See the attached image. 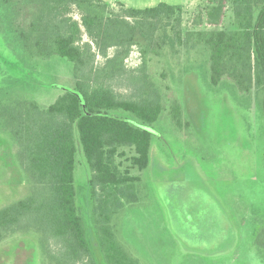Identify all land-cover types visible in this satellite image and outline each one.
Returning a JSON list of instances; mask_svg holds the SVG:
<instances>
[{"label": "trees", "instance_id": "obj_1", "mask_svg": "<svg viewBox=\"0 0 264 264\" xmlns=\"http://www.w3.org/2000/svg\"><path fill=\"white\" fill-rule=\"evenodd\" d=\"M15 23L26 47L46 59L72 64L74 89L48 106L19 99L0 112V125L18 148V161L31 183L29 194L0 209V242L20 232H36L49 264H142L122 240L127 207L143 200V173L151 168L150 129L165 110L160 88L143 71L135 97L122 98L111 82L119 56L109 50L132 47L139 38L168 48L208 53L213 85L231 82L242 95L255 93L264 112V0H204L184 26L185 8L161 3L134 9L102 0H15ZM5 0L8 21L13 8ZM4 5V4H3ZM3 13V11H2ZM1 16V14H0ZM7 24V23H5ZM148 50L144 51V65ZM129 55L125 51L121 64ZM105 60L101 67L97 59ZM143 70V69H142ZM179 125L182 108L171 106ZM90 171L88 188L100 255L92 249L86 220L77 203V155ZM264 250V226L256 235Z\"/></svg>", "mask_w": 264, "mask_h": 264}, {"label": "rangeland", "instance_id": "obj_2", "mask_svg": "<svg viewBox=\"0 0 264 264\" xmlns=\"http://www.w3.org/2000/svg\"><path fill=\"white\" fill-rule=\"evenodd\" d=\"M111 1L119 12L118 3L134 9L161 3L184 6L186 27L190 14L204 0ZM15 2L8 3L13 8L9 22L5 0H0V112L19 99L48 106L64 91L75 93L84 106L83 96L74 89L72 64L27 49L22 34L26 26L14 21ZM153 47L157 50L156 40L139 38L132 47L108 52L111 59L121 53L120 71L111 84L122 98H133L140 91L144 71L165 100V110L150 129L152 165L142 174L143 200L127 207L120 224L122 240L142 264H264V250L255 242L264 226V112L255 93L242 95L226 81L213 85L203 48H177V53L165 48L157 56ZM104 63L97 59L99 67ZM174 102L182 108L179 125L171 114ZM17 153L0 125V209L25 198L32 186ZM89 175L79 150L77 203L91 247L100 255ZM99 261L104 264L100 257ZM0 264H49L41 235L20 232L7 237L0 242Z\"/></svg>", "mask_w": 264, "mask_h": 264}, {"label": "crops", "instance_id": "obj_3", "mask_svg": "<svg viewBox=\"0 0 264 264\" xmlns=\"http://www.w3.org/2000/svg\"><path fill=\"white\" fill-rule=\"evenodd\" d=\"M102 1H104V2H106V3H108L109 5H111V6H115L114 4H115V2H112L111 0H102ZM184 7V6H183ZM185 8V7H184Z\"/></svg>", "mask_w": 264, "mask_h": 264}]
</instances>
